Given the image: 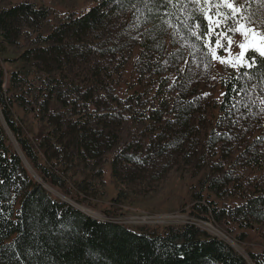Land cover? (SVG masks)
Returning a JSON list of instances; mask_svg holds the SVG:
<instances>
[{"label":"trees","instance_id":"16d2710c","mask_svg":"<svg viewBox=\"0 0 264 264\" xmlns=\"http://www.w3.org/2000/svg\"><path fill=\"white\" fill-rule=\"evenodd\" d=\"M88 2L0 0V107L42 181L88 204L107 175L125 185L176 154L197 180L193 218L241 244L264 238L261 58L247 75L212 64L193 87L190 54L154 39L156 23L172 18L212 61L183 11L163 0ZM129 197L119 190L114 206ZM247 252L194 222L156 233L53 197L0 121V264H264V250Z\"/></svg>","mask_w":264,"mask_h":264},{"label":"rangeland","instance_id":"374dc122","mask_svg":"<svg viewBox=\"0 0 264 264\" xmlns=\"http://www.w3.org/2000/svg\"><path fill=\"white\" fill-rule=\"evenodd\" d=\"M76 2L78 6H85L90 3H87V0H76ZM185 2L187 3V0H185ZM244 2L245 0H238V3L240 4H243ZM200 7L207 6L203 4L193 5L189 3L187 4V8H184V5H180L174 9L175 11H177L178 8L179 10L183 9L185 16L190 19L189 13L192 17L196 12L199 14L197 9ZM221 10L223 11V9ZM245 12L246 14L253 15L258 21L262 22L257 27V31L264 32V5L257 2V0H253L250 5L245 4ZM171 19L165 18L164 20H161V22L156 23L157 30L155 31L154 39H159L160 37H158V35H163L168 39L171 46L170 49L176 47L180 50L184 49L186 53L190 54L188 76L189 83L193 87L198 86L199 83H201L212 64H214L215 71L221 70L222 67L227 69L233 68L226 63H220V61L216 59L209 61L205 55L204 49L198 43L194 42V44H188L185 42L184 36L178 34L179 29L175 28L174 22ZM134 21L138 26H142V23L144 22V20L138 15H136L135 18L132 17L131 22L133 23ZM165 21H169L171 26L169 23H165ZM185 23H188V20H185ZM216 31H220V29H217ZM232 39L233 44L230 49L223 38L221 39L222 47L217 48L215 45L213 46V50L217 56L228 60L234 58L235 55L240 52L238 43L243 40V37L236 34ZM192 45H195V47ZM226 49L228 50L226 51ZM8 65L9 64L5 63L4 66L9 67ZM205 65H208V67L205 68ZM0 121L7 130L9 143L12 145L13 149L17 150L22 156L24 165L30 176L35 181L41 182L53 197L69 201L79 209L97 219L117 220L128 227L135 229H149L156 233L165 232L170 226L178 227L187 222H194L203 229H206L212 235L218 236L230 243L237 251L244 254L246 257H248L247 249L249 246L255 251L264 250V243L261 242H264V238H257V236L252 233L251 237H253L255 241L253 242L252 240L250 245H245V243L241 244L221 231L212 222L199 220L191 216V193L197 180L189 174L190 168H187L185 162H180V159L177 158L176 154L162 156L152 169L148 168L146 172L137 176L132 182L125 185L113 182L110 179V176L107 175V185L103 195L101 197L99 196L100 198L98 197L96 200L92 199L88 201V204H80L65 194L60 188L42 181L39 173L34 169L25 154L22 152L14 134L5 124L1 107ZM127 189L129 190V199L119 206H114L115 202L113 199L117 196L119 190L127 191ZM249 261L252 264L250 259Z\"/></svg>","mask_w":264,"mask_h":264},{"label":"snow or ice","instance_id":"6c2138e0","mask_svg":"<svg viewBox=\"0 0 264 264\" xmlns=\"http://www.w3.org/2000/svg\"><path fill=\"white\" fill-rule=\"evenodd\" d=\"M252 2L253 0H245L243 4H240L238 0H187L186 3L185 0H163V3L172 5L173 7L184 5V8H187V4L189 3L207 6L197 9L200 14L198 20L189 13V18L194 23L192 25L184 23V27L197 40L207 41L205 43V47L209 48L207 55H210L212 59L219 60L220 63H226L236 69L244 68L246 70L245 75H247V70L253 69L256 65L258 55L261 58L258 70L261 71V75L264 77V32L257 31V27L262 22L245 12V4L250 5ZM257 2L264 5V0H257ZM165 23L170 24L169 21H165ZM193 28L196 30L194 31ZM217 29H220V31H216ZM236 34L243 37V40L238 43L240 52L234 58L228 60L217 56L215 51L210 47L212 43L210 36L215 35L216 37L214 42L215 47H222L221 39L223 38L230 49L233 44L232 37ZM192 46L195 47V45ZM249 52L251 55L248 54ZM207 67L208 65H205V68ZM249 78L251 79V77Z\"/></svg>","mask_w":264,"mask_h":264}]
</instances>
